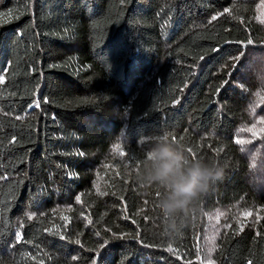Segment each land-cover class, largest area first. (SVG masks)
<instances>
[{"label":"trees","instance_id":"trees-1","mask_svg":"<svg viewBox=\"0 0 264 264\" xmlns=\"http://www.w3.org/2000/svg\"><path fill=\"white\" fill-rule=\"evenodd\" d=\"M9 12L0 264H264V0H0ZM165 132L223 169L171 234L138 182Z\"/></svg>","mask_w":264,"mask_h":264},{"label":"clouds","instance_id":"clouds-1","mask_svg":"<svg viewBox=\"0 0 264 264\" xmlns=\"http://www.w3.org/2000/svg\"><path fill=\"white\" fill-rule=\"evenodd\" d=\"M223 169L215 160L190 158L183 144L173 142L168 133L153 138L138 174L146 191L159 190L156 206L168 234L178 230V219L189 215L209 187L222 179Z\"/></svg>","mask_w":264,"mask_h":264},{"label":"snow or ice","instance_id":"snow-or-ice-1","mask_svg":"<svg viewBox=\"0 0 264 264\" xmlns=\"http://www.w3.org/2000/svg\"><path fill=\"white\" fill-rule=\"evenodd\" d=\"M227 11V10H226ZM4 15H7L8 17H12V13L9 12L7 14H4V13H0V16H4ZM216 17H213V19H215ZM259 19L261 20L262 23H264V12L261 13V16L259 17ZM253 42L251 40H248L247 41V44H252ZM241 55H243V53L241 52ZM234 59H238V57L234 58ZM261 75L264 76V71L261 72ZM38 106V105H37ZM260 124H264V119H261L260 121H258ZM256 125L253 124L252 128H245V129H241V131H247V132H252L253 135H257V133L254 131ZM262 132H264V128L261 129ZM237 143L238 144H243L245 143V141H242V140H237ZM121 155H123V152H121ZM222 214V213H221ZM242 215H244L245 217H248V216H251L252 215V212L251 211H248V212H244ZM28 219H32V216L29 215L28 216ZM259 219V217H258ZM16 238L17 240H19L20 238V234L19 233H16ZM168 251H172L171 248L168 249ZM209 264H212V261L209 260ZM249 264H251V262L249 261Z\"/></svg>","mask_w":264,"mask_h":264}]
</instances>
